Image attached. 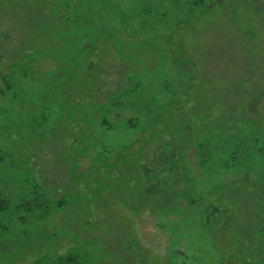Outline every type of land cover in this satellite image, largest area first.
<instances>
[{"label":"rangeland","instance_id":"374dc122","mask_svg":"<svg viewBox=\"0 0 264 264\" xmlns=\"http://www.w3.org/2000/svg\"><path fill=\"white\" fill-rule=\"evenodd\" d=\"M1 199L0 264H264V0H0Z\"/></svg>","mask_w":264,"mask_h":264},{"label":"trees","instance_id":"16d2710c","mask_svg":"<svg viewBox=\"0 0 264 264\" xmlns=\"http://www.w3.org/2000/svg\"><path fill=\"white\" fill-rule=\"evenodd\" d=\"M7 203H8V202H7L6 200L1 199L0 204H2V206H0V211L3 210L4 208H6L4 204H7ZM60 263H61V264H62V263H65V264H83V263H79V262H77V261H76V257H75V259H74V258H71L70 256L65 257V258H61V259H60ZM84 264H85V263H84Z\"/></svg>","mask_w":264,"mask_h":264}]
</instances>
